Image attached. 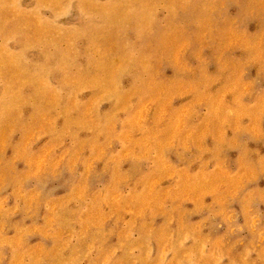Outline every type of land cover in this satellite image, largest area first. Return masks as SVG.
Wrapping results in <instances>:
<instances>
[{
    "label": "clouds",
    "instance_id": "clouds-1",
    "mask_svg": "<svg viewBox=\"0 0 264 264\" xmlns=\"http://www.w3.org/2000/svg\"><path fill=\"white\" fill-rule=\"evenodd\" d=\"M0 264H264V0H0Z\"/></svg>",
    "mask_w": 264,
    "mask_h": 264
}]
</instances>
